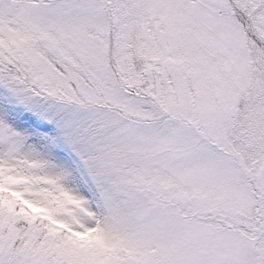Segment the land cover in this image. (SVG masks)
<instances>
[{
    "label": "snow or ice",
    "instance_id": "obj_1",
    "mask_svg": "<svg viewBox=\"0 0 264 264\" xmlns=\"http://www.w3.org/2000/svg\"><path fill=\"white\" fill-rule=\"evenodd\" d=\"M0 264H264V0H0Z\"/></svg>",
    "mask_w": 264,
    "mask_h": 264
}]
</instances>
